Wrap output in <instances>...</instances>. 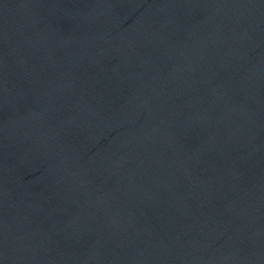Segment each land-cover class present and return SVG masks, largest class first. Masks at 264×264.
<instances>
[{
  "label": "water",
  "instance_id": "1",
  "mask_svg": "<svg viewBox=\"0 0 264 264\" xmlns=\"http://www.w3.org/2000/svg\"><path fill=\"white\" fill-rule=\"evenodd\" d=\"M0 264H264V0H0Z\"/></svg>",
  "mask_w": 264,
  "mask_h": 264
}]
</instances>
